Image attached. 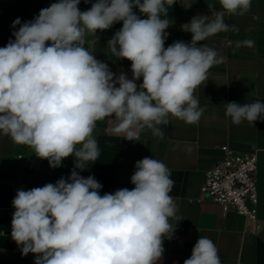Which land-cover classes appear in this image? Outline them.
I'll return each mask as SVG.
<instances>
[{"label":"clouds","instance_id":"9594fccd","mask_svg":"<svg viewBox=\"0 0 264 264\" xmlns=\"http://www.w3.org/2000/svg\"><path fill=\"white\" fill-rule=\"evenodd\" d=\"M87 2V0H85ZM195 0H186L190 8ZM177 0H96L80 11V0H58L23 24L0 47V135L30 147L51 168L74 157L66 179L30 190L18 189L11 238L34 264H158L163 241L175 228L178 211L170 195L174 181L168 167L145 157L135 163L134 188L100 195L102 185L80 171L94 163L100 149L93 133L97 122L113 118L124 139L139 141L151 130L163 138L169 116L197 123L204 109L194 96L208 71L223 62L216 50L199 42L221 32L237 31L225 14L244 15L252 0H219L222 11L197 15L182 25L190 43L164 47L170 27L168 9ZM146 18L142 19L133 9ZM123 22L107 42L117 59L131 62L132 78L118 76L86 47L98 42L97 30ZM49 42V43H46ZM231 44V41L228 42ZM237 41V47L252 46ZM199 45V46H198ZM142 78L139 85L136 81ZM232 123L264 120V103H226ZM172 236V235H171ZM168 237L169 239L171 238ZM184 264H221L214 242L200 237Z\"/></svg>","mask_w":264,"mask_h":264},{"label":"crops","instance_id":"0c3cea01","mask_svg":"<svg viewBox=\"0 0 264 264\" xmlns=\"http://www.w3.org/2000/svg\"><path fill=\"white\" fill-rule=\"evenodd\" d=\"M58 0H0V47L14 40L12 27L17 18L23 24L39 15L41 9ZM96 0H80L78 8L87 11ZM209 5L222 11L219 0H195L190 8L186 0H177L168 9L170 27L164 47L174 41L190 43L192 34L182 30V25L197 15H211ZM133 11L143 16L139 9ZM225 23L237 31L221 32L199 42L206 44L222 56L223 62L212 66L208 79L194 92L199 106L204 109L197 123L188 124L169 116V123L161 125L163 138L153 136L145 129L139 141L124 139L115 131L117 122L108 118L97 122L93 133L100 149L98 159L89 162L79 174L84 178L94 176L102 185L101 196L128 188L135 172V163L145 157L162 161L171 172L174 185L170 195L178 209L170 223L175 228L163 241L164 253L158 264H184L200 237L211 239L217 247L221 264H264V120L254 124L243 121L232 123L225 115L226 103H264V0H252L251 9L244 15L225 14ZM123 22L114 23L110 29L97 30L98 42L91 47L86 37V47L96 58L106 63L117 76L123 72L132 78L131 62L117 59L107 47V42L122 28ZM252 40V46L237 47V41ZM231 41V44L228 42ZM49 43V42H46ZM198 45V46H199ZM136 83H142V78ZM231 146L257 151L259 157L260 204L258 223L233 214L223 216L221 209L201 199L200 189L208 170L222 160V147ZM74 157L62 161V166L51 168L46 159L35 156L26 145L13 143L10 137L0 135V264H34L35 255L21 254V247L11 238V222L15 212L12 201L18 189L30 190L55 184L61 177L68 178L74 168ZM172 235V236H171ZM171 238L169 239L168 237Z\"/></svg>","mask_w":264,"mask_h":264},{"label":"built area","instance_id":"2783aa9c","mask_svg":"<svg viewBox=\"0 0 264 264\" xmlns=\"http://www.w3.org/2000/svg\"><path fill=\"white\" fill-rule=\"evenodd\" d=\"M224 157L207 171L200 189L201 199L230 214L258 223L260 189L257 151L222 147Z\"/></svg>","mask_w":264,"mask_h":264}]
</instances>
